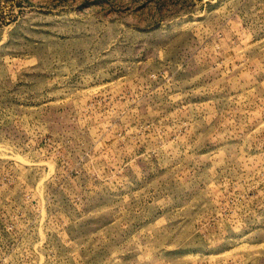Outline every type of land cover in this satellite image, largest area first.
<instances>
[{
  "label": "rangeland",
  "instance_id": "rangeland-1",
  "mask_svg": "<svg viewBox=\"0 0 264 264\" xmlns=\"http://www.w3.org/2000/svg\"><path fill=\"white\" fill-rule=\"evenodd\" d=\"M0 264H264V0H0Z\"/></svg>",
  "mask_w": 264,
  "mask_h": 264
}]
</instances>
